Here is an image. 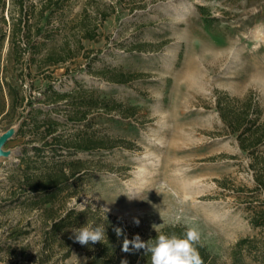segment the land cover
I'll use <instances>...</instances> for the list:
<instances>
[{"label": "rangeland", "instance_id": "obj_1", "mask_svg": "<svg viewBox=\"0 0 264 264\" xmlns=\"http://www.w3.org/2000/svg\"><path fill=\"white\" fill-rule=\"evenodd\" d=\"M26 8L31 30H42L32 33L34 46L20 64L10 55L8 37V14L16 10L8 1L0 9V82L20 85L38 109L39 124L33 129L29 118L16 134L22 119L14 117L6 130L14 132L0 157V264H39V210L17 195L23 157L37 167L41 160L87 161L66 206L108 208L141 239L166 225L194 224L208 253L224 264L239 239L264 241V230L250 226L246 204L235 193L239 185L252 186L248 160L224 134L213 108L214 91L237 97L252 91L264 120V0H26ZM82 25L93 39L81 38ZM47 54L66 61L49 65ZM117 72L133 78L113 83ZM53 92L70 96L56 101ZM81 97L112 99L135 107L136 114L124 119L96 110L86 122L66 121ZM47 120L58 125L44 138L41 123ZM83 131L126 144L68 156L42 146L43 138L70 139ZM33 147L43 150L36 155ZM86 262L81 251L59 260L55 249L48 264Z\"/></svg>", "mask_w": 264, "mask_h": 264}, {"label": "trees", "instance_id": "obj_2", "mask_svg": "<svg viewBox=\"0 0 264 264\" xmlns=\"http://www.w3.org/2000/svg\"><path fill=\"white\" fill-rule=\"evenodd\" d=\"M13 6L15 13L9 11L11 21L9 31L10 55L14 56L16 64H20L23 56L32 48V33L34 36L41 34V27L35 25L34 31L28 23L32 18L27 11L26 0H0V9L5 8V3ZM48 1V0H47ZM105 17L106 15H102ZM102 17V18H103ZM4 22V19H2ZM81 38L93 39L94 35L82 25ZM4 37V34H0ZM133 50L140 51L139 47ZM49 65H54L66 61V58L56 59L52 54L46 55ZM132 76L117 72L112 75L110 81L117 84H126L132 80ZM3 86L6 93H3ZM56 101L66 100L67 93L53 92ZM100 106V107H98ZM28 108L27 111L25 109ZM101 108V109H100ZM213 108L217 113L222 131L227 136H232L236 141L240 154L248 160L247 170L250 173L252 186L245 188L242 185L235 187L238 199L243 198L248 212V223L254 229L264 230V120L261 117V108L254 92L247 91L242 96H231L225 91H214ZM20 109L19 113L17 110ZM73 117L66 116V121L76 123L86 122L87 116L103 110L106 113H115L121 118H132L136 114L135 107L123 105L112 99H101L97 102L92 98H80L74 104ZM38 109L33 108L31 99L25 98L20 85L16 87L7 83L5 79L0 82V123L3 124V131L8 130L13 124L12 119H22L15 133L22 132V126L30 118L31 127L38 129L39 124L35 122V114ZM46 126L43 137L52 136L58 123L47 120L41 125ZM46 124V125H45ZM42 146L48 147L52 154L68 156L76 153L91 154L95 150H110L116 146H124L125 141L117 139L95 138L92 135L78 132L72 138L57 135L52 137V141H44ZM55 142V143H53ZM53 144H57L54 147ZM38 155L42 147L32 149ZM24 158V157H23ZM21 163V182L17 183L18 196L26 195L25 202L31 208L39 210V220L41 226V248L38 253V263L48 264L56 249L59 260L67 259L72 251H81L86 255V264H121L122 260H127L128 264H150V256L140 252L125 253L122 251V243L125 236L132 239L134 235L125 223L116 217L106 213L99 206L92 207L87 204L81 209L76 206H66V201L76 197V186L82 181L86 170L87 161L76 159L65 163L61 161L59 165H52L41 160L42 166H30L29 161ZM236 157H232L235 159ZM35 169H39L38 172ZM218 186L226 188L222 181H216ZM243 196V197H241ZM19 202V198H15ZM29 225V223H27ZM89 225H103L106 229L107 238L102 243L81 246L71 239V231L76 227ZM114 227L123 229V235L117 236L113 231ZM185 227L180 225H166L158 231L144 237L142 240L155 239L158 234L176 233L182 235ZM27 234V232L23 233ZM18 235V234H16ZM199 252L204 264H224L212 257L206 247L201 243ZM131 247V246H130ZM228 264H248L249 259L254 264H264V241L255 237L241 238L231 247Z\"/></svg>", "mask_w": 264, "mask_h": 264}, {"label": "clouds", "instance_id": "obj_3", "mask_svg": "<svg viewBox=\"0 0 264 264\" xmlns=\"http://www.w3.org/2000/svg\"><path fill=\"white\" fill-rule=\"evenodd\" d=\"M134 197L136 196L129 199ZM108 211L109 209L106 208V213ZM134 223L138 225L139 219L134 218ZM185 229L182 235L158 234L155 239L148 241L142 240L138 234L131 240L125 236L122 251L129 253L143 250L144 255L150 256V264H204L199 252V247L202 246L199 228L193 224L186 225ZM113 231L118 237L123 235V229L120 227H114ZM71 234L70 238L74 243H79L81 246L102 243L107 238L103 225L85 224L72 229ZM121 264H128V261L122 260Z\"/></svg>", "mask_w": 264, "mask_h": 264}, {"label": "water", "instance_id": "obj_4", "mask_svg": "<svg viewBox=\"0 0 264 264\" xmlns=\"http://www.w3.org/2000/svg\"><path fill=\"white\" fill-rule=\"evenodd\" d=\"M13 130L6 131L5 134L0 136V157L5 155V152L2 150L3 145L6 143L8 138L13 134Z\"/></svg>", "mask_w": 264, "mask_h": 264}]
</instances>
